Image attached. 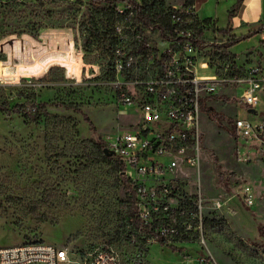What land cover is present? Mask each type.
Instances as JSON below:
<instances>
[{
    "label": "rangeland",
    "instance_id": "rangeland-1",
    "mask_svg": "<svg viewBox=\"0 0 264 264\" xmlns=\"http://www.w3.org/2000/svg\"><path fill=\"white\" fill-rule=\"evenodd\" d=\"M103 5L0 0V247L46 242L67 248L74 259L109 248L122 264H264V151L244 144L234 129L236 118L264 122V96L258 114L249 113L233 87L206 101L233 123L220 125L202 112L201 166L184 183L188 191L200 184L206 197L203 239L151 244L138 232L137 241L130 240L136 230L125 186L113 163L95 151L105 132L121 126L107 84L117 22ZM241 48L232 50L230 63L242 70L259 66ZM207 49L200 58L224 73L229 61ZM41 103L46 113L30 112ZM246 186L252 204L244 199Z\"/></svg>",
    "mask_w": 264,
    "mask_h": 264
},
{
    "label": "built area",
    "instance_id": "built-area-1",
    "mask_svg": "<svg viewBox=\"0 0 264 264\" xmlns=\"http://www.w3.org/2000/svg\"><path fill=\"white\" fill-rule=\"evenodd\" d=\"M133 1L119 0L114 4L119 19L114 26L117 43L110 52L113 76L107 84L113 89L121 126L115 132H105L101 142L122 165L126 192L137 218L152 230L149 234L139 231L148 243L180 237L203 239L206 197L200 184L193 191L184 185L186 178L201 166L203 106L218 94L219 88L233 87L247 111L258 114L264 78L257 65L242 70L228 60L220 74L218 68L210 67L209 60L200 58L208 47L213 50L224 41L216 30L212 39L208 38L212 25L205 27L192 5H165L163 11L175 27L177 38H185L178 49H172L177 42L163 40L159 32L148 28L147 51H135V45L145 38L138 32L142 24L133 22L138 12ZM194 24L203 29L201 36H197ZM156 44L165 47L160 52ZM209 68L213 70L211 75L199 74L200 69ZM234 129L244 144L264 151V122L253 125L250 120L236 118ZM243 190L245 201L252 204L251 188ZM137 239L138 235L132 236V242ZM0 264L122 263L119 254L109 248L82 253L74 259L65 247L26 242L0 247Z\"/></svg>",
    "mask_w": 264,
    "mask_h": 264
},
{
    "label": "trees",
    "instance_id": "trees-1",
    "mask_svg": "<svg viewBox=\"0 0 264 264\" xmlns=\"http://www.w3.org/2000/svg\"><path fill=\"white\" fill-rule=\"evenodd\" d=\"M73 1H79V0H73ZM93 3L96 5H99L103 3L102 9H107L109 12V19H114V22H117L118 16L115 13L114 9V4L119 1V0H91ZM193 0H185L184 6L187 7L189 5L193 6ZM243 0H238L235 6L231 9L230 11V18L234 16V14L238 11L242 4ZM134 7L138 10V12L135 14V17L133 19L134 24H142L140 28H138V32L145 38V41H143L141 44H136L134 47L135 51H141V52H146L147 51V44L148 40L145 37V30L150 28L153 33H160V36L163 40L166 41H171V42H177L174 46H172V49H178L179 44L182 45L185 38H177L175 27L171 24V21L169 20V17L164 15L163 11L165 9V2L163 0H139L138 1H133ZM195 10H197V6L195 5ZM203 25L205 27L210 26V21L205 20L202 21ZM211 28H214V26H210ZM194 30L197 32V36H201L203 34V29H198L197 24H194L193 27ZM114 32V25L112 28ZM264 30V22L257 24L254 26V32H262ZM230 28L226 29H220L216 30V32L228 36L230 34ZM196 42V41H195ZM238 42L237 39H229L222 44H219L217 46H213V52L214 54L218 55V58L221 60H229L232 57V53L230 52L229 48H231L233 45ZM117 43L116 38L114 35L112 36V43L109 45L110 52ZM178 44V45H177ZM47 104L46 103H41L39 105V108H35V112H38V109H40V112L46 113L47 112ZM32 108V109H33ZM203 110L208 113L209 117L212 118L213 120L217 121L220 125L223 124V122L226 120L229 124L233 123V120L227 119L223 113L215 111L211 106H203ZM31 112V111H30ZM84 119L89 122V124L92 126V123L89 121V118L87 115H84ZM99 155L103 158V160L112 162L115 170L118 172L119 179L122 180L125 190L127 191V186L126 182L124 181V177L122 176V165L118 159H116L113 155H106L105 153V147L102 144V142H99L96 145V150ZM220 181L223 179V174H219ZM127 194V192H126ZM126 202L129 204L128 208V216L131 220V224L133 228L136 230V233H133L130 235V240L132 241V236L133 235H138V232L140 231L141 233L149 234L152 230L148 226L143 225L137 218L136 215V210L135 207L131 204L132 200L129 194H127V200ZM260 232L264 234V228L260 227L259 228ZM211 264V263H210Z\"/></svg>",
    "mask_w": 264,
    "mask_h": 264
},
{
    "label": "crops",
    "instance_id": "crops-1",
    "mask_svg": "<svg viewBox=\"0 0 264 264\" xmlns=\"http://www.w3.org/2000/svg\"><path fill=\"white\" fill-rule=\"evenodd\" d=\"M193 1V6L198 7L196 13L200 21L209 20L210 24L214 26V30L230 28L231 31L228 36L217 33L218 36L227 37V40H238L235 45L229 48L231 53L239 46L242 47L241 49H248L247 52L253 53L250 57L258 63L261 68V75L264 78V30L258 33L254 32V26L264 22V0H243L240 8L231 18L230 11L238 0ZM184 3L185 0L181 5L173 3L172 5L181 7ZM167 4L169 5V2ZM263 96L264 93H262Z\"/></svg>",
    "mask_w": 264,
    "mask_h": 264
},
{
    "label": "water",
    "instance_id": "water-1",
    "mask_svg": "<svg viewBox=\"0 0 264 264\" xmlns=\"http://www.w3.org/2000/svg\"><path fill=\"white\" fill-rule=\"evenodd\" d=\"M250 112H255L254 110H250ZM105 153H106V155H108V156H110V155H112V153L111 152H109L108 150H106L105 149Z\"/></svg>",
    "mask_w": 264,
    "mask_h": 264
}]
</instances>
